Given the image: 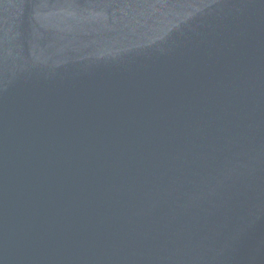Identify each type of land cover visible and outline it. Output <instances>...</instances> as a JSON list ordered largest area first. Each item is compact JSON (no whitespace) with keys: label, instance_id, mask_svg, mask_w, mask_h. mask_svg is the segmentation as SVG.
Masks as SVG:
<instances>
[{"label":"water","instance_id":"95a60500","mask_svg":"<svg viewBox=\"0 0 264 264\" xmlns=\"http://www.w3.org/2000/svg\"><path fill=\"white\" fill-rule=\"evenodd\" d=\"M0 264H264V0H0Z\"/></svg>","mask_w":264,"mask_h":264}]
</instances>
